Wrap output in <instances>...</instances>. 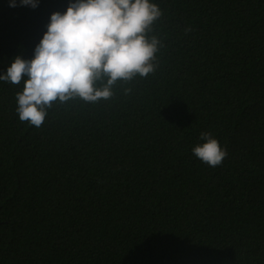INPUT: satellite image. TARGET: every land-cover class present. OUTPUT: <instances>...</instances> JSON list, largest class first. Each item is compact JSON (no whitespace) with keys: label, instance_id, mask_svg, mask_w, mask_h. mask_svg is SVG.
Returning <instances> with one entry per match:
<instances>
[{"label":"trees","instance_id":"trees-1","mask_svg":"<svg viewBox=\"0 0 264 264\" xmlns=\"http://www.w3.org/2000/svg\"><path fill=\"white\" fill-rule=\"evenodd\" d=\"M74 2L0 0V75ZM150 2L159 67L111 99L36 128L0 81V264H264V0ZM202 132L220 166L193 154Z\"/></svg>","mask_w":264,"mask_h":264},{"label":"clouds","instance_id":"clouds-1","mask_svg":"<svg viewBox=\"0 0 264 264\" xmlns=\"http://www.w3.org/2000/svg\"><path fill=\"white\" fill-rule=\"evenodd\" d=\"M39 2L10 0V7L36 9ZM162 15L150 0H76L66 12H54L33 58L14 57L0 75V81L12 85L23 82L16 93L19 120L40 128L54 102L108 100L117 82L154 74L162 42L148 33ZM200 139L204 142L192 149L195 157L220 166L227 149L210 132H202Z\"/></svg>","mask_w":264,"mask_h":264}]
</instances>
